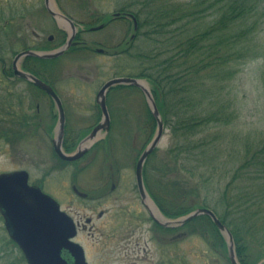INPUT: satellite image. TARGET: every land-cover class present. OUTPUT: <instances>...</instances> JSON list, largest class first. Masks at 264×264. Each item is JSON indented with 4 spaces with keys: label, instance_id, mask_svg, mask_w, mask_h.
<instances>
[{
    "label": "rangeland",
    "instance_id": "1",
    "mask_svg": "<svg viewBox=\"0 0 264 264\" xmlns=\"http://www.w3.org/2000/svg\"><path fill=\"white\" fill-rule=\"evenodd\" d=\"M55 1L64 14L85 29L81 39L87 47L72 49L61 57L45 60L40 63L38 72L62 100L70 128L67 135L74 144H78L100 120L101 113L95 99L102 86L117 77H135L140 70L139 63L122 54L129 48L127 42L133 34L130 20L115 21L97 31L86 30L108 22L113 13L131 4L132 0ZM33 32L40 34L42 40L50 35L56 36L59 40L54 45H59L61 41L55 22L45 12L44 0H0V57L5 62L11 63L15 53L36 44ZM254 44L257 55L252 53L226 86L225 93L229 95L225 97L228 99L225 103L229 104V111L234 114L232 122L206 129L199 135V139L214 140L215 146L223 149L222 155L225 152L221 159L212 163L216 166L215 175L209 181L208 188L202 191V195L210 199V205L220 196V183L228 181L231 171L238 166V158L234 159L235 155L238 157L235 150H240L247 141L252 145L257 144L264 135V24L256 33ZM149 45V41L140 37L131 46L132 54H142ZM97 49H104L108 53H99ZM107 100L112 121L110 132L101 134L95 148L79 164L62 165L55 156L52 139L56 133L53 128L58 123L57 110L46 99L47 112L43 117L46 130L38 133L30 127L27 137L14 146L0 141V174L26 170L30 174L31 184L40 185L63 209L71 207L88 217L92 216V210L96 213L97 230L92 234L89 229L80 230L76 238V242L83 246L89 264H149L143 259L146 253L139 252L140 248L147 247L145 240L148 236L143 237L141 245L134 246L135 249H126L127 246L119 240L123 238L125 224L146 221L141 220L145 214L137 193L135 169L139 156L154 138L157 127L152 129L150 126L149 106L139 89H112ZM175 142L172 129L166 127L159 147L148 159L147 175L156 193H159L161 186L163 190H169L167 197L173 204L172 208L176 209L179 203L183 206L189 203L191 197L178 198L167 184L177 177L191 180L193 174L188 169L189 163L179 175L173 171V159L168 152L176 146ZM107 164L111 165L120 185L108 202L96 204L74 194L73 184L83 192L95 194L102 184L103 172L109 174ZM206 175L209 176V173ZM202 180L198 174L192 179L201 183ZM108 186L110 188L111 184ZM99 210L107 212L100 220L97 219ZM172 232L174 241L169 244L148 242V248L159 262L166 264L171 258L174 264H230L228 249L219 245V239L213 232H208L204 222L195 223L192 227L184 225ZM22 256L21 250L10 242L0 215V264H27ZM250 257L253 263L264 262V257L255 250Z\"/></svg>",
    "mask_w": 264,
    "mask_h": 264
},
{
    "label": "trees",
    "instance_id": "2",
    "mask_svg": "<svg viewBox=\"0 0 264 264\" xmlns=\"http://www.w3.org/2000/svg\"><path fill=\"white\" fill-rule=\"evenodd\" d=\"M120 10L134 14L139 22L136 39L122 54L139 63L135 77L149 82L165 126L172 129L176 138V146L168 152L173 159V171L179 175L189 163L193 174L191 180L177 177L167 184L178 198L187 199L190 195L185 206L179 203L178 208H172L167 197L169 190L161 186L156 193L149 184L153 199L164 215L172 219L196 207L212 209L231 230L240 263L257 264L250 260V253L255 250L264 257V135L257 144L247 141L235 150L238 166L231 171L228 181L220 183V196L211 205L202 191L215 175L216 166L212 163L225 152L222 155L223 149L215 146L214 140L199 139V135L233 120L234 114L225 103L229 95L225 93L226 86L237 75L239 66L252 53L257 55L254 40L264 24V0H132ZM140 37L150 42L149 48L142 54H132L131 46ZM125 88L136 89H113ZM148 114L153 129L156 121L150 110ZM65 148L71 152L76 144ZM196 174L203 178L202 183L192 181ZM198 222H204L208 232H213L219 245L227 250L226 240L211 218L201 216L186 226Z\"/></svg>",
    "mask_w": 264,
    "mask_h": 264
},
{
    "label": "water",
    "instance_id": "3",
    "mask_svg": "<svg viewBox=\"0 0 264 264\" xmlns=\"http://www.w3.org/2000/svg\"><path fill=\"white\" fill-rule=\"evenodd\" d=\"M45 6L58 24L69 31L66 43L53 51H24L16 56L14 63L16 75L28 79L45 91L53 98L57 106L59 116L53 139V148L57 156L68 162L78 161L99 141L102 132L109 133L111 117L107 106V94L111 88L130 86L140 89L146 97L149 109L157 124L154 138L144 149L136 165V181L143 205L154 221L166 228L181 227L200 216L211 218L213 224L226 240L230 263L240 264L234 236L213 210L199 207L187 215L170 219L162 213L146 189L144 167L150 155L159 147L166 130L164 119L146 79L118 77L106 82L97 95V104L102 111L101 122L81 141L74 153L69 154L64 151L66 115L62 100L52 86L32 74L20 71L17 67V63L24 57H36L44 60L56 59L63 56L72 47L80 45V42L75 41L78 33L75 22L60 12L54 0H45ZM130 16L134 19V31L137 32L138 21L134 15L131 14ZM102 28L103 25L94 27L92 30L97 31ZM135 36V34L131 36V41L135 39ZM97 52L108 53L104 49H97ZM74 190L80 196L87 197L77 187H74ZM0 213L10 238L18 245L28 264H88L84 248L75 242L78 234L76 222L61 209L60 204L53 197L44 193L39 186L30 185L27 171L0 174Z\"/></svg>",
    "mask_w": 264,
    "mask_h": 264
},
{
    "label": "flooded vegetation",
    "instance_id": "4",
    "mask_svg": "<svg viewBox=\"0 0 264 264\" xmlns=\"http://www.w3.org/2000/svg\"><path fill=\"white\" fill-rule=\"evenodd\" d=\"M44 4H45V0H44ZM56 5L58 6L57 3ZM45 12L47 13L46 9ZM117 14L120 15L116 16ZM52 19L56 24L59 36H61V41L59 45H54L59 40L57 39L56 36L50 35L46 40H42L40 34H38L37 32H33L35 36L36 44L23 48L21 52L15 53L13 57L14 59L12 60L11 63L5 62L4 59L0 57V62H1L0 63V76H1L0 78V141H4L10 146H14L17 142L24 140V138H26L28 135V131L30 130V127H32L34 131H38V133H41L43 130H46L45 127L46 125L43 124V120H44L43 117L47 112L46 99H49L51 104L54 105V107L57 110L56 104L51 96H49L45 91L40 89L38 86H36L28 79L16 75L15 63H14L16 56L26 50L52 51V50H56L57 48H60L66 43L69 37V33H68L69 31L65 27L58 24V22L54 18ZM123 19L124 20L128 19L132 22L133 33H134V27H135L134 19L130 16V13H125L122 12L121 10L113 13L110 19L108 20V22L103 23V28H105L108 24L111 25L113 22ZM75 23L78 29V33L75 41L80 42V45L72 49L87 47L86 42L82 41L81 39L82 31H85V29H81L80 28L81 26L76 21ZM92 28L93 27L87 29L86 31L90 32ZM130 38H129V42H130ZM129 42H127V45ZM40 63H42L41 59H37L35 57H24L17 63V67L20 71L32 74L37 78H39L40 80L44 81L43 76H41V73L38 72ZM95 101L97 102V96ZM107 105H108V100H107ZM100 113L102 117L101 110ZM56 116L58 120V110ZM101 117L98 124L101 121ZM56 128H57V124L55 125V128H53V130L55 129V132H56ZM68 129L70 128H68L67 118H66L65 137L63 142L64 150L66 152L68 151L66 150L65 146H72L74 143L72 142V139L69 138V136L67 135ZM83 138L80 139V141L78 142V144H76V146H79ZM52 145H53V139H52ZM88 154L89 153H87L83 158H81L76 162L64 161V163H66V165H70V164L77 165ZM107 168H109V174L106 175L103 172L102 184L99 186L98 191L95 194L90 195V193L83 192L76 184H73L72 191L74 192V194L85 201H89L96 204L97 203L105 204V202H108L110 196L116 194L120 185L117 175L111 169L110 164H107ZM147 169H148V162L146 163L144 169V182L149 194L153 198V194L149 187V178L147 175ZM21 170L23 169L14 170V171H21ZM76 177H78V175ZM109 184H111L110 188L108 186ZM74 187H77V189L80 192L86 194L87 197H82L79 194H77L76 191L74 190ZM137 193L139 195L138 188H137ZM68 208L65 210L62 208L61 205V209L66 213H68L76 222L78 228V235L80 233V230L89 229L90 234L94 233V231L97 230L95 227V218H94V215L96 213L93 210L91 211L93 212L92 216L88 217V216H82L80 212L74 210L71 207ZM97 213H98V217L97 216L96 217L98 220H100L104 216H106L107 212L105 210H99ZM143 213L145 214V217L142 218L141 220L143 221L146 220V221L144 222L140 221L139 223H135V224L132 222L125 224L124 228L122 227L124 230V233L122 235L123 238H121V240L119 241H121L124 244V246H127L126 249L134 248V246L138 247L141 245V241L143 237L148 236L149 240L148 239L145 240V244L147 247H144L143 249L140 248L139 250V252L144 251L146 253V256L143 257V259L147 260L146 262H149V264H165L163 262H159L154 258L151 249L148 248L149 245L148 242L156 241V242H161V243L164 242L169 244L170 242L174 241V234L171 230L167 231L165 228L161 231L162 232L161 233L158 224L154 222L150 213L148 212L147 208L144 205H143ZM160 234L162 235L160 236ZM169 257H171V255ZM168 259L169 261L166 264H174V260H172L171 258Z\"/></svg>",
    "mask_w": 264,
    "mask_h": 264
}]
</instances>
